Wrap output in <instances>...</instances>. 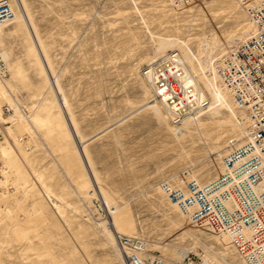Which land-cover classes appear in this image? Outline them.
<instances>
[{
	"label": "rangeland",
	"instance_id": "1",
	"mask_svg": "<svg viewBox=\"0 0 264 264\" xmlns=\"http://www.w3.org/2000/svg\"><path fill=\"white\" fill-rule=\"evenodd\" d=\"M22 1L26 21L0 31L9 70L0 78V264H124L111 219L166 264L188 254L244 264L225 234L193 225L161 189L182 172L217 177L228 141L245 132L244 114L204 113L198 127L179 130L147 106L143 74L162 36L195 53L201 38L217 37L215 57L249 36L236 0ZM47 70L86 142L94 186Z\"/></svg>",
	"mask_w": 264,
	"mask_h": 264
},
{
	"label": "built area",
	"instance_id": "2",
	"mask_svg": "<svg viewBox=\"0 0 264 264\" xmlns=\"http://www.w3.org/2000/svg\"><path fill=\"white\" fill-rule=\"evenodd\" d=\"M201 1L172 0L180 6ZM237 1L252 29L245 40L218 54L214 63L236 103L249 114L245 132L228 141L224 169L214 179L202 182L182 172L179 182L166 180L161 184L192 224L227 235L247 264H264V0ZM14 17L12 1L0 0V24ZM6 68L0 58V74H6ZM143 73L152 85L154 99L164 104L174 124L201 115L210 105V98L196 85L179 50L147 63ZM4 134L0 120V141ZM118 243L127 264H165L162 258L145 253L146 242L141 236L119 234ZM182 264L205 262L188 254Z\"/></svg>",
	"mask_w": 264,
	"mask_h": 264
},
{
	"label": "bare ground",
	"instance_id": "3",
	"mask_svg": "<svg viewBox=\"0 0 264 264\" xmlns=\"http://www.w3.org/2000/svg\"><path fill=\"white\" fill-rule=\"evenodd\" d=\"M11 1H12V5L14 7V10H15V17L11 21H8V22L0 24V31H1V29L3 27L9 26V25H11V24H13L15 22H18L21 19L26 21V16H25L26 14H24L25 6H24L23 1L22 0H11ZM170 1L172 2V0H170ZM236 2L239 4V2L237 0H236ZM175 6L178 7L180 5L175 4ZM188 6H190V5H188ZM240 8H242V6ZM246 15H247V13H246ZM247 17H248V15H247ZM249 21H250V24L252 26V23H251L250 19H249ZM29 28H30V26H29ZM247 36L245 38L241 39V40H245L247 38ZM216 38L217 37L212 38L210 36L201 38L200 42H199L198 51H197V53H195L196 51L193 52V50L191 49L189 44L186 42V40L184 41V40H181L179 38H171V37H163L162 36L160 38V40L158 41V44H157V47H156V56L153 58V60L159 59L160 57H162L164 54H166L167 52H169L171 50H179V51H181V53L183 54V58H184V60L186 62V65H187V69L190 72H192L193 75L195 76L196 85L201 89V91H203L204 94H206L210 98V105H209V107L207 108V110L204 113L205 114L206 113L214 114V113H217V112L225 109V110H229L234 115H236L235 112L238 110L239 112L244 114V117L246 119V123H248L249 122V114H248L247 110L242 108V107H240L236 103V101L233 98L232 93L224 85V83H223V81L221 79V76L219 75V73L217 72V69L215 67V63H214L215 53H216V51L218 49H221L220 48L221 47L220 43L216 40ZM36 44H37V42H36ZM222 52H220V53H222ZM220 53H218V54H220ZM3 60H4V58H3ZM6 67H7L6 68L7 69L6 74H0V78L2 80H7L8 79V78H5V77H7V75H8L7 72L9 71L7 62H6ZM47 73L49 74L48 75V78H49L48 80L51 83L50 84L51 88L55 91L57 97H59V102L61 103V105H62L61 107L63 109L64 119H65V121L67 123V126L69 128V131H70L73 139L75 140V143H76V146H77V150H78V154L80 155V158H81V160H82V162H83V164L85 166V169H86L87 173L89 174L90 183L93 184V186H94V181H96L98 183L99 179L96 178L95 175H93L95 177L92 178V173L90 172V168H92V167H91L90 159L88 157V153L86 152V142L82 139V137L80 136V134H79V132L77 130V127H76V124L74 122V119H73V117L71 116V113H70V109H69V106H68V103H67L66 96H65L63 90L61 89V87L59 86V82H58V79L56 77L57 75L56 76H52V74H50L48 72V70H47ZM218 79H219V81H218ZM219 82H220V84H219ZM151 89H152V93H153L152 85H151ZM146 92H147L148 97L150 98L151 93H150L149 89H147ZM147 103H148L147 106H149L150 108L155 109L157 114L161 118L163 117L168 122V117L170 119V114H169L168 110L166 109L164 104H162L157 99H154L153 94H152V99H150ZM157 103L158 104L160 103L161 107H159ZM5 110H7L6 106H5ZM8 113H9V111H8ZM204 113H202L201 115L188 117L181 124H174L172 122H170V123L175 128H178V129L181 128L182 129V128L185 127V129L190 130L193 126L194 127H196V126L198 127L201 124V118L200 117ZM5 128L6 127H4V129ZM190 131H192V130H190ZM6 132H7V130L5 129L4 138L0 141V143L5 140ZM180 135H184V133H180ZM239 136H241V135H239ZM223 158H224V156H223ZM223 158H222V164H221L222 170L224 169ZM90 173H91V175H90ZM189 177L190 178H196V179L202 181L201 179L192 176L191 172H189ZM174 179L178 180L179 178L177 176V178H174ZM179 181L180 180H178V182ZM202 182H205V181H202ZM161 189L164 192V190L162 188V184H161ZM164 194L166 195V199H168L170 201L169 203H171L172 206H175L176 209L179 210V213L182 216H184L185 218H187L192 223L190 218L186 214H184V212H182L180 210L179 206L177 204H175L174 202H172L168 198V196H167V194L165 192H164ZM105 201L106 202H103V204L105 203L109 207V209L111 211L110 201L108 199H105ZM113 215H114V213H113ZM109 219H110V216H109ZM114 220H115V222H114ZM114 220L111 219V227H112V229H114L115 232H112V231H109V230L108 231L113 237L112 242L114 243L115 241H117V244H118L119 250H120V254H121V258H122L124 264H127L126 258H125L126 256L123 254V252H122V250L120 248V245L118 243V235L120 234L119 231L121 230V227H120L118 221L116 219H114ZM116 235H117V237H116ZM129 236H135V235H129ZM227 238H228V240H229V242L231 244L230 238L228 236H227ZM117 244H116L115 248H118ZM231 246H232V248L234 250L237 251V249L232 244H231ZM145 253L148 256H150L148 254V252H147V247L145 248ZM237 253H238V251H237ZM220 256H222V255H220ZM239 256H240V254H239ZM215 259L216 258H214V257L209 258V259L206 258V260L208 261V262H206V260L203 258L205 264H209V262H211L212 264H217V260H215ZM241 259L243 260L244 264H247L242 257H241ZM165 264H166V262H165Z\"/></svg>",
	"mask_w": 264,
	"mask_h": 264
}]
</instances>
